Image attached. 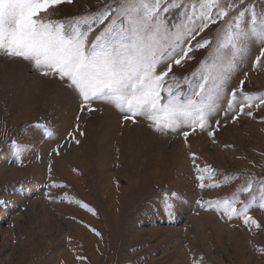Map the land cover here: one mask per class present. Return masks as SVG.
Segmentation results:
<instances>
[{
	"label": "rangeland",
	"instance_id": "obj_1",
	"mask_svg": "<svg viewBox=\"0 0 264 264\" xmlns=\"http://www.w3.org/2000/svg\"><path fill=\"white\" fill-rule=\"evenodd\" d=\"M255 2L259 10L262 0ZM102 3L72 0L58 6L52 19H71ZM169 17L179 22L175 13ZM215 32L213 26L201 35ZM261 47L252 44L237 57L220 110L209 119L213 129L220 121L214 139L197 129L187 144L177 134L156 133L143 119L124 121L109 105L81 113L58 80L0 55V200L5 201L0 204V264H264V254L257 251L264 246V230H249L242 218L229 220L208 204L238 195L249 205L248 214L264 225V107L236 121L235 112L225 116L231 88L240 80L245 92L264 93V57L256 61ZM190 55L173 67L177 77L191 78L208 51L194 49ZM190 90L180 83L183 97ZM13 140L25 146L19 160ZM58 147L59 155L53 151ZM191 152L212 172H198ZM198 175H204L205 185L218 186L200 188ZM249 181L251 193H239Z\"/></svg>",
	"mask_w": 264,
	"mask_h": 264
},
{
	"label": "snow or ice",
	"instance_id": "obj_2",
	"mask_svg": "<svg viewBox=\"0 0 264 264\" xmlns=\"http://www.w3.org/2000/svg\"><path fill=\"white\" fill-rule=\"evenodd\" d=\"M64 3L71 4L72 0H0V55L28 62L40 76L58 80L71 92L81 113H93L98 111L97 105H109L122 114L124 121L143 119L156 133L177 134L186 144L197 129L214 139L220 121L213 129L209 119L220 110L218 101L232 77L237 57L252 44L264 46V0L259 10L255 0H104L96 11L66 20L52 19ZM171 13L179 22L170 20ZM213 26L214 35H201ZM194 49H206L208 55L191 78L177 77L173 67L192 59ZM262 57L264 47L256 57L257 63ZM181 82L191 89L187 97L179 91ZM244 84L240 80L231 88V98L226 101L225 116L235 112L233 121L240 114L251 117L254 109L264 107V93L245 92ZM80 119L77 115V122ZM36 127L52 135L46 126ZM76 132L84 135L79 123ZM68 135L80 143L73 133ZM11 147L19 160L25 146L13 140ZM53 151L59 155V147ZM190 155L198 172H212L209 165L201 168L197 164L196 153ZM197 179L202 189L218 186L205 185L204 175ZM51 186L57 187L55 182ZM251 191V181L238 189L241 194ZM170 195L178 197L176 192ZM168 198L165 194V207L171 216L173 206ZM77 203L95 215L87 204ZM208 204H215L216 211L229 220L242 218L249 230H264V225L248 214L249 205L238 195ZM91 230L100 235L96 229ZM257 251L264 254V246Z\"/></svg>",
	"mask_w": 264,
	"mask_h": 264
}]
</instances>
